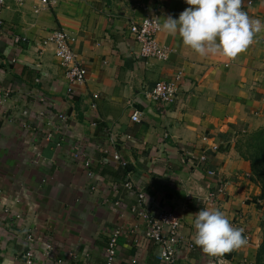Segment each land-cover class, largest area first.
Returning <instances> with one entry per match:
<instances>
[{"label": "crops", "instance_id": "1", "mask_svg": "<svg viewBox=\"0 0 264 264\" xmlns=\"http://www.w3.org/2000/svg\"><path fill=\"white\" fill-rule=\"evenodd\" d=\"M188 7L185 0H53L39 9L34 0H7L0 42V88L10 92L0 103V264H105L114 230L120 231L115 264H166L133 211L138 193L154 216L181 217L187 241L198 211L224 212L247 244L223 259L256 264L264 199L237 142L264 129V30L234 60L200 57L178 34L163 31L158 42L170 49L168 59L143 58L130 26L155 10L163 24ZM243 10L264 22V0H243ZM56 31L76 38L74 51L88 71L73 90L55 47L42 46ZM179 73L173 104L146 98V90ZM135 113L139 123L131 119ZM177 257L176 264H218L199 247H182Z\"/></svg>", "mask_w": 264, "mask_h": 264}, {"label": "clouds", "instance_id": "2", "mask_svg": "<svg viewBox=\"0 0 264 264\" xmlns=\"http://www.w3.org/2000/svg\"><path fill=\"white\" fill-rule=\"evenodd\" d=\"M189 6L178 19L171 16L146 20L157 31L179 35L185 47L200 57L220 56L236 59L254 43L257 34L264 30V22L251 18L243 10V0H185ZM193 241L209 258L218 264L239 250L247 240L243 229L233 226L224 212L217 209L198 211L194 220Z\"/></svg>", "mask_w": 264, "mask_h": 264}, {"label": "built area", "instance_id": "3", "mask_svg": "<svg viewBox=\"0 0 264 264\" xmlns=\"http://www.w3.org/2000/svg\"><path fill=\"white\" fill-rule=\"evenodd\" d=\"M17 4H22L28 0H14ZM39 4V9L48 8L53 0H34ZM7 0H0V42L4 40L3 32V12ZM250 5L253 3L250 2ZM39 9L37 11H39ZM154 18H159L158 12L155 10L152 17L143 19L140 23H134L130 26V32L135 41L140 46L141 56L146 59H158L165 61L168 59L170 49L160 45L158 42V35L161 31H157L146 20L151 21ZM76 43V38L65 31H56L52 33L42 44L43 47L53 45L55 47V55L64 70L65 79L70 89L82 86L86 82L88 75L87 69L79 61L78 55L74 51L73 46ZM181 73L177 74L171 81H161L156 83L151 89L145 91V96L148 100L157 104H173L177 98L178 85L181 81ZM10 97L9 91H4L0 88V103H5ZM61 120H65L64 115H59ZM133 122H140V114L135 113L131 117ZM115 159L119 160L116 156ZM205 157L203 161H205ZM91 176V174H90ZM209 177H214V171H208ZM125 188L133 191L134 186L131 181L124 184ZM218 193L223 192V189H218ZM146 197L143 193H138L139 205L133 208V211L146 223V230L144 233L148 241H152L159 247V260L166 264L177 263V253L182 247L189 251L195 250L197 247L194 241L185 240L179 233L182 225V219L178 215L170 212H161L154 216L150 209L143 206ZM9 213V209L6 210ZM20 218V216H18ZM120 231L114 230L106 249L105 264H115L118 255V241ZM33 237L28 236L29 242H32ZM247 244V243H246ZM52 250L51 247L48 248ZM28 262L33 258V253L30 251L26 254ZM57 264H62L59 262Z\"/></svg>", "mask_w": 264, "mask_h": 264}, {"label": "trees", "instance_id": "4", "mask_svg": "<svg viewBox=\"0 0 264 264\" xmlns=\"http://www.w3.org/2000/svg\"><path fill=\"white\" fill-rule=\"evenodd\" d=\"M247 151L240 149L241 156L251 163L252 180L262 190L261 198L264 199V129L244 136ZM264 230V228H263ZM256 264H264V234L258 250Z\"/></svg>", "mask_w": 264, "mask_h": 264}, {"label": "rangeland", "instance_id": "5", "mask_svg": "<svg viewBox=\"0 0 264 264\" xmlns=\"http://www.w3.org/2000/svg\"><path fill=\"white\" fill-rule=\"evenodd\" d=\"M246 146H247L246 139L244 138V136L240 137L237 142V147H238L239 152L241 149L245 153L247 151Z\"/></svg>", "mask_w": 264, "mask_h": 264}]
</instances>
